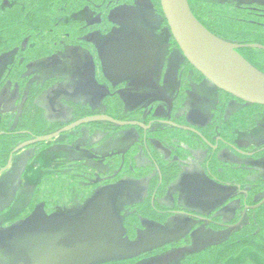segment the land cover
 Masks as SVG:
<instances>
[{
	"label": "flooded vegetation",
	"instance_id": "af4514ba",
	"mask_svg": "<svg viewBox=\"0 0 264 264\" xmlns=\"http://www.w3.org/2000/svg\"><path fill=\"white\" fill-rule=\"evenodd\" d=\"M206 1L232 2L239 21L246 9L260 40L225 41L239 45V55L264 74V69L252 63L264 65V0ZM67 49L79 52L80 57L67 60ZM67 64L73 70L77 67L79 80L76 96L68 93V98L61 92L65 78L58 72ZM49 92L56 99L55 106L46 101ZM146 93H152L148 105L137 104ZM97 116L143 126L95 120L23 147ZM36 159L42 167H30ZM96 165L103 166V172ZM174 170L178 176L160 201L198 213L175 211L164 225L147 228L146 239H153V244L186 233L190 236L194 226L222 232L207 227L209 222L224 224L210 214L221 213L229 219L225 214L232 216L239 200L233 198L232 208L224 213L228 205L219 207L225 199L250 191L252 181L264 180V105L224 91L189 62L172 34L161 0H0V255H4L2 248H9L6 242L21 238L29 224L35 227L40 222L43 236L50 220L80 218L59 217L56 212L73 206L78 197L86 200L91 195L92 199L98 187L108 188L105 182L96 184L95 174L107 175L105 181L108 175L163 171L169 175ZM31 171L42 175L34 182L33 192L49 176L56 177V190L45 181L41 202L33 208L30 198L12 214L22 180H28ZM69 174L75 178L65 181ZM120 181L117 201L122 207L147 196L148 179ZM207 189L212 190L210 197L219 190L225 199L217 198L209 206L206 202V209L189 203L204 201L200 197ZM254 206H246L244 215L257 209ZM172 222H181L177 230L167 229L176 226ZM186 248L173 247L171 252ZM9 250H5L7 255Z\"/></svg>",
	"mask_w": 264,
	"mask_h": 264
},
{
	"label": "trees",
	"instance_id": "16d2710c",
	"mask_svg": "<svg viewBox=\"0 0 264 264\" xmlns=\"http://www.w3.org/2000/svg\"><path fill=\"white\" fill-rule=\"evenodd\" d=\"M189 3L192 11L200 22L218 37L224 40L233 39L241 42H253L259 39V36L254 32L255 28L248 21L246 9L243 8V11L240 12L239 21L232 11V2L216 3L206 0H189ZM242 5L246 6L248 4ZM244 17L247 19L242 20ZM252 63L261 70L264 69L263 64L254 61ZM178 172L179 171L174 170V172L169 175H167L165 171H163V174L155 172L154 174L125 176L108 175L110 179H106L105 181L103 178H106L107 175L95 174L93 176L96 184L105 182L108 188H115L116 185L121 182L120 180L125 177L136 181L142 179H148L149 181L148 194L145 198L140 201L126 204L123 207L118 205L120 207L119 213L115 210L117 217H120H118V219L123 237L132 240V242L138 241L136 247L127 243V248L130 250L133 249L135 252L132 253V255L126 254L124 257L120 255V257L114 259L111 257L110 259L97 261L93 264H140L153 257L163 259L162 264H166L168 260L173 257L171 252L172 248H186L185 245H187L188 251L182 260V264H228L231 259L239 257L246 250H250L264 262V205L257 209H249L244 220L238 225L243 211L246 210V206H254L264 200V180L252 181L250 182V186H252L250 191H238L234 197L225 199L226 201L219 209L229 205L233 198L239 200V205L235 208V213L230 216L229 219H224L221 213L218 215L210 214V216L214 218V221L224 223L222 225L213 222L207 224V227L213 229L218 227L217 230L223 232V236L220 240L208 242L206 243L207 245L205 244V246L201 247L196 243L194 234L196 231H200L201 228L195 226L191 230L192 235L190 236L189 233H186L182 237H173L172 239H165L160 243L155 242L153 244L151 243L153 239L150 241L146 239L147 237L144 234L147 232L144 231H146L147 228H155L158 224L164 225L168 217H171L175 211L181 210L188 213H198L182 205L169 207L160 201V198H163L167 193L171 182L177 178ZM74 178L73 175L69 174L65 177V181H70ZM239 179L243 181L245 178L240 174ZM45 181L51 182L53 190H56L57 179L55 176H49L42 180L32 193L31 204L33 208L37 203L41 202V186ZM243 184L249 185L248 181H244ZM119 191L120 190H117V192ZM118 195L113 193L112 196L118 197ZM113 197H111L112 206L114 202L115 204L117 203V197L115 199H113ZM217 210L218 208L215 209V212ZM147 222L150 223L149 227H147ZM235 225L238 226L234 227ZM172 233H177V231L171 232V234ZM164 234L165 233H163V235ZM167 236H169V234H167ZM36 241H38V239H36ZM149 242L151 245L148 244ZM183 244L185 245L182 246ZM141 247H143V249H141ZM165 257L167 258L166 262H164ZM155 261L158 260L155 259Z\"/></svg>",
	"mask_w": 264,
	"mask_h": 264
},
{
	"label": "water",
	"instance_id": "95a60500",
	"mask_svg": "<svg viewBox=\"0 0 264 264\" xmlns=\"http://www.w3.org/2000/svg\"><path fill=\"white\" fill-rule=\"evenodd\" d=\"M161 5L176 42L198 71L233 96L249 103L264 105V74L239 55L236 51L239 45L227 42L207 29L195 16L189 0H161ZM95 120H112L121 126H143L140 123L118 121L109 116L89 117L57 133L39 137L23 147L52 140L61 133ZM112 192L114 189L106 190L96 197L78 219H55L45 223L40 242L56 264H91L102 255L129 250L122 244L120 222L108 198Z\"/></svg>",
	"mask_w": 264,
	"mask_h": 264
},
{
	"label": "rangeland",
	"instance_id": "374dc122",
	"mask_svg": "<svg viewBox=\"0 0 264 264\" xmlns=\"http://www.w3.org/2000/svg\"><path fill=\"white\" fill-rule=\"evenodd\" d=\"M114 15V14H112ZM116 15V14H115ZM91 15L89 16V18L91 19ZM111 18L113 19V16H111ZM67 53V60H72L73 57H75L74 55L80 57V53L79 52H72L70 49H67L66 52ZM77 68V67H76ZM76 68L75 70L72 69V65L67 64V66H63L61 69L58 70V72L62 73L63 77L65 78V81L61 84L62 86V90L61 91L63 94H65V97L68 98V96L66 95H71V96H76L78 89H76V86H78L79 84V80L76 79ZM56 71V70H55ZM83 83H80L79 87H83L82 86ZM69 93V94H68ZM151 94H143L142 100L137 103V104H145L148 105L149 99L151 98ZM70 96V97H71ZM55 97L54 96H50V92L46 93V101L49 103V106H55L56 101H55ZM68 113L67 109H64V114L66 115ZM36 164H40L38 167H42V161L41 160H37L34 162V164H32L30 167L34 168V166ZM97 171L101 170L103 172V166L102 168L99 165H96ZM36 172V171H35ZM34 171H31V173L29 174L28 180L26 179V181H24V179L22 180L21 183V188L19 190V194H18V198L16 201V204L14 205V208L12 209V214H14L15 212L18 211L19 208H21L32 196L33 193V185L34 182L37 181L35 183V185L41 180L42 175L35 173ZM41 173V172H40ZM34 174V175H33ZM16 178V177H15ZM34 185V187H35ZM117 187L113 188L116 189ZM108 188H104V187H98L96 189V193H95V198L94 196H92L93 198L91 199V195H86V200L85 197L81 198L78 197L75 201H74V205L73 206H67L65 205V207H63V209L61 208V210H59L58 212H56L57 215H59V217H65V218H77V217H81L85 214L86 210L88 209L87 205L90 202L94 201L96 199V197L100 194H103L105 192V190ZM219 190H215L214 193L215 195L218 194ZM116 194L118 195L119 192L115 193L112 192L108 195L109 201L111 203V197H113L112 195ZM183 193V192H182ZM212 193V190L207 189L206 192L202 193L200 199L204 200L202 202L198 201H193V199L189 202L190 204L194 205L196 208H203L206 209L207 206L210 205L211 202L216 201L217 198H219L220 200H222L223 198L225 199L224 195L218 194L217 196H213L210 197ZM131 195V194H129ZM77 197V196H76ZM117 196H114L113 199H115ZM219 201V200H218ZM217 201V202H218ZM84 202V204H83ZM188 202V201H187ZM206 202H209V204L207 203L206 206ZM117 205V206H116ZM121 203H119L117 201V203L115 204L114 202V209L119 213L120 212V207ZM235 205V204H234ZM231 205L229 207V205L227 207H225L224 209V213L228 212L227 210H230ZM122 211V210H121ZM229 217L231 216V214H225V217ZM119 217V216H118ZM120 218V217H119ZM245 218L244 212L243 215L239 221L238 224H240ZM36 222V221H35ZM33 223V222H32ZM31 223V224H32ZM174 223L176 226H168L167 229L170 231L173 230H177L178 229V224H181V222H172ZM183 227V226H181ZM180 227V228H181ZM27 232L22 234L21 238L16 239V240H12L11 242H6L8 243V247L9 248H2V250L4 251V255H0L1 258H6V260L12 259V261H15V264H56L55 261L49 256V254H46L40 249L42 248L45 252L46 249L44 247V245L40 242V239L42 237V224L39 222H37V226L31 227L30 224L27 225L26 227H24ZM2 229V226L0 227V230ZM223 232H212V231H196L195 237H196V243L202 245V244H206V243H210L212 241H216V240H220V238H222ZM122 234V233H121ZM122 238V244L126 245L127 247V243L135 246L137 245L138 241L136 242H132V240H128L126 238L123 237V234L121 235ZM157 238V237H156ZM36 239H38V241H36ZM3 241L0 239V245L3 246ZM2 243V244H1ZM139 245V244H138ZM12 249V254H10V250ZM141 249H143V247H141ZM1 250V251H2ZM5 250H9L7 255ZM188 251V249H184L182 250H176L173 252V257L171 259L168 260V262L166 264H182V260L184 259V256L186 254V252ZM135 251H133V249H129L127 252L123 253H113V254H108V255H102L97 261H102V260H106V259H110L112 257V259L120 257L121 256H126V254L128 255H132V253H134ZM15 258V260L13 259ZM30 259V261H29ZM158 260V261H155ZM166 257L164 259V262L166 261ZM30 263H29V262ZM163 259L160 258H155L153 257L152 259L149 260H145L144 262L140 263V264H162ZM0 264H8L4 261V259H2L0 261ZM228 264H264L263 260L256 256L253 252H251L250 250H246L244 251L239 257L235 258V259H231L229 261Z\"/></svg>",
	"mask_w": 264,
	"mask_h": 264
}]
</instances>
